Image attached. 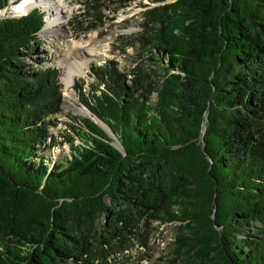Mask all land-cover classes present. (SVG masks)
Segmentation results:
<instances>
[{
  "label": "trees",
  "instance_id": "16d2710c",
  "mask_svg": "<svg viewBox=\"0 0 264 264\" xmlns=\"http://www.w3.org/2000/svg\"><path fill=\"white\" fill-rule=\"evenodd\" d=\"M133 2L145 9L124 45L153 67L108 59L73 86L110 135L69 115L57 138L42 14L0 19V264H139L154 222L183 228L186 264H264V0H81L70 26Z\"/></svg>",
  "mask_w": 264,
  "mask_h": 264
},
{
  "label": "rangeland",
  "instance_id": "374dc122",
  "mask_svg": "<svg viewBox=\"0 0 264 264\" xmlns=\"http://www.w3.org/2000/svg\"><path fill=\"white\" fill-rule=\"evenodd\" d=\"M23 1L25 0H7L5 6L0 8V19L6 16L19 17L34 8L42 14V26L36 34L39 42L37 55L44 59L43 65L56 66L59 70L63 105L61 112L57 114V125L52 131L60 141H63L60 134H64L67 131V123H71L70 116L78 118L87 116L86 107L79 102L73 86L76 79H84L85 83L92 80L89 76L91 65H100L108 59H113L118 62L120 71L126 73L138 64L148 69L153 67V60L146 59V55L140 53L139 48L135 45H124L127 37L136 35L140 31L141 12L145 8L137 2L127 7L111 8L108 11V19L103 25L86 31H75L69 22L74 17L81 19L80 15L83 11L81 0H64L66 7L63 9L65 12L63 15H66L65 18L61 23H52V27L48 29L46 12H43L40 6L30 5L24 11L14 10V7ZM80 62L86 64L83 73L75 75L71 83L65 86L64 78L68 67L70 64L77 65ZM154 98L153 95L152 99ZM70 150L68 143L62 142L61 146L53 147L50 154L53 159L61 160ZM182 229L179 223L154 222L150 249L139 264H186V257L184 255L175 256L173 248L175 237Z\"/></svg>",
  "mask_w": 264,
  "mask_h": 264
},
{
  "label": "bare ground",
  "instance_id": "6f19581e",
  "mask_svg": "<svg viewBox=\"0 0 264 264\" xmlns=\"http://www.w3.org/2000/svg\"><path fill=\"white\" fill-rule=\"evenodd\" d=\"M30 5H38L40 6L41 10H43V12H46V19H47L46 23H49L47 25V29L52 27V23H61L62 19L65 18L66 16L63 15L65 14L63 9L66 7L64 0H48V1L25 0L19 5H17V7H14L15 8L14 10L24 11V9L29 7ZM85 66H86L85 62H80L77 65L70 64L64 78L65 86H68L71 83L72 78L75 75L83 73V69L85 68Z\"/></svg>",
  "mask_w": 264,
  "mask_h": 264
},
{
  "label": "water",
  "instance_id": "95a60500",
  "mask_svg": "<svg viewBox=\"0 0 264 264\" xmlns=\"http://www.w3.org/2000/svg\"><path fill=\"white\" fill-rule=\"evenodd\" d=\"M25 14V13H24ZM6 17H13V16H6ZM87 110V109H86ZM90 113L89 111L87 110V116H89ZM94 122H96L108 135L111 134L110 130L107 128V126H105L102 122H98L100 121L98 118H96L95 116H89Z\"/></svg>",
  "mask_w": 264,
  "mask_h": 264
}]
</instances>
